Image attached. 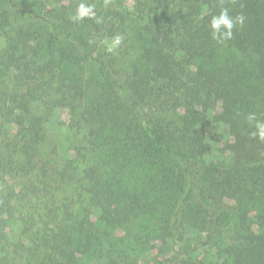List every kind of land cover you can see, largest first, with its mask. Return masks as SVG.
I'll return each mask as SVG.
<instances>
[{
    "label": "trees",
    "instance_id": "1",
    "mask_svg": "<svg viewBox=\"0 0 264 264\" xmlns=\"http://www.w3.org/2000/svg\"><path fill=\"white\" fill-rule=\"evenodd\" d=\"M81 2L94 15L74 21ZM225 9L244 23L218 42ZM220 44L239 58L206 67ZM263 89L264 0H0V264H115L114 225L161 219L183 244L194 208L264 210ZM59 108L84 131L72 153L50 144ZM244 228L217 264H264V232Z\"/></svg>",
    "mask_w": 264,
    "mask_h": 264
},
{
    "label": "rangeland",
    "instance_id": "2",
    "mask_svg": "<svg viewBox=\"0 0 264 264\" xmlns=\"http://www.w3.org/2000/svg\"><path fill=\"white\" fill-rule=\"evenodd\" d=\"M119 37L121 42L118 46L121 47L123 37ZM126 43L129 47L130 42ZM215 48L216 53L213 60L206 65L208 68L213 69L220 65L227 57L239 58V54L226 44H220ZM136 51H131V53ZM82 79L87 89L86 101L95 100L103 81L100 74L93 66L87 65L82 72ZM79 123L76 115L69 114L63 108L56 109L49 129L51 147L61 145L63 148H59L60 151L68 149V153H72L69 147L83 140L84 131L76 129L80 126ZM213 150L215 157L226 158L227 154L221 145ZM220 150L223 152H218ZM158 158L159 156L156 155V172L154 169L149 170V174H154L156 180L161 177ZM235 205L233 200L226 198L221 202V209L214 215L203 209L194 208L187 228L189 229L187 241L183 244L173 241L161 219H156L158 221L154 222L147 217H140L114 225L106 231L112 247L105 251L113 252L116 256L115 264H217L222 251L235 238L234 232L237 229H245L246 226L248 229L264 232V210L260 206L248 205L245 209L235 212ZM242 217L245 220L242 225H239ZM96 218L97 215L92 210L87 213L88 222L93 223ZM26 231L27 229L18 230L19 233L23 232L24 237L29 235V233L25 234ZM105 251H103L104 254Z\"/></svg>",
    "mask_w": 264,
    "mask_h": 264
},
{
    "label": "clouds",
    "instance_id": "3",
    "mask_svg": "<svg viewBox=\"0 0 264 264\" xmlns=\"http://www.w3.org/2000/svg\"><path fill=\"white\" fill-rule=\"evenodd\" d=\"M94 15V6L87 5L84 2H81L77 9L76 14L72 17L74 21L82 20L86 17H91ZM244 17L235 16L229 14L227 9L221 11L219 15L213 16L210 21V27L212 31L213 39L218 42H223L226 40H230L233 37V30L238 25H243ZM121 42L120 37H115L113 40V47L119 45ZM249 120H255L254 116H249ZM256 133L261 140H264V122L257 121L255 123Z\"/></svg>",
    "mask_w": 264,
    "mask_h": 264
}]
</instances>
